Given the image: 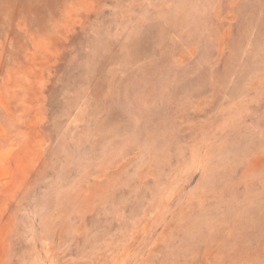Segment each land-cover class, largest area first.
I'll return each instance as SVG.
<instances>
[{
  "label": "rangeland",
  "instance_id": "1",
  "mask_svg": "<svg viewBox=\"0 0 264 264\" xmlns=\"http://www.w3.org/2000/svg\"><path fill=\"white\" fill-rule=\"evenodd\" d=\"M0 264H264V0H0Z\"/></svg>",
  "mask_w": 264,
  "mask_h": 264
}]
</instances>
